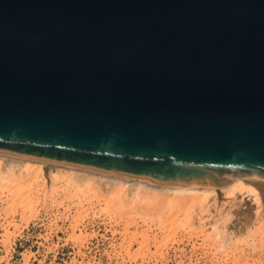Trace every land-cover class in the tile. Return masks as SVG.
Instances as JSON below:
<instances>
[{
	"label": "water",
	"instance_id": "water-1",
	"mask_svg": "<svg viewBox=\"0 0 264 264\" xmlns=\"http://www.w3.org/2000/svg\"><path fill=\"white\" fill-rule=\"evenodd\" d=\"M0 153L264 179V0H0Z\"/></svg>",
	"mask_w": 264,
	"mask_h": 264
},
{
	"label": "rangeland",
	"instance_id": "rangeland-1",
	"mask_svg": "<svg viewBox=\"0 0 264 264\" xmlns=\"http://www.w3.org/2000/svg\"><path fill=\"white\" fill-rule=\"evenodd\" d=\"M63 175L0 167V264H264V194L231 215Z\"/></svg>",
	"mask_w": 264,
	"mask_h": 264
},
{
	"label": "bare ground",
	"instance_id": "bare-ground-1",
	"mask_svg": "<svg viewBox=\"0 0 264 264\" xmlns=\"http://www.w3.org/2000/svg\"><path fill=\"white\" fill-rule=\"evenodd\" d=\"M13 166H17V169L23 167L25 171L36 172L40 177L43 176V173L46 174V171L49 174L63 173V176H66L63 178L83 186L110 185L116 190L128 194L141 192L150 198H164L171 202H188L200 206H212L218 203L220 210L225 206L224 212L229 211L231 215L234 214V208L231 206L232 201H234L233 205H237L246 200H254L264 194V179L257 177H238L222 187L213 189L200 186L178 187L0 153V167L5 168L8 173V170ZM217 210L219 212V208ZM226 214L228 215V213Z\"/></svg>",
	"mask_w": 264,
	"mask_h": 264
}]
</instances>
